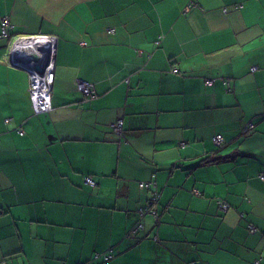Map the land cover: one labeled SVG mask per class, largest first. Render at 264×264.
Returning <instances> with one entry per match:
<instances>
[{
	"label": "crops",
	"instance_id": "crops-1",
	"mask_svg": "<svg viewBox=\"0 0 264 264\" xmlns=\"http://www.w3.org/2000/svg\"><path fill=\"white\" fill-rule=\"evenodd\" d=\"M4 17L57 45L36 115L0 39V262L264 264V0H0ZM154 190L158 224L139 213Z\"/></svg>",
	"mask_w": 264,
	"mask_h": 264
},
{
	"label": "built area",
	"instance_id": "built-area-1",
	"mask_svg": "<svg viewBox=\"0 0 264 264\" xmlns=\"http://www.w3.org/2000/svg\"><path fill=\"white\" fill-rule=\"evenodd\" d=\"M195 4L192 2L190 6ZM241 7V5L239 6ZM224 12H228V9L225 8ZM13 26L9 21V18L4 17L1 20V31L0 39L8 40V61L13 63L16 66L22 67L29 74V96L32 105L34 114L39 115L43 113L50 112L53 109L52 106V91L55 77V55H56V45L57 38L52 35L46 34H36V35H12ZM26 41H41L47 43L46 47H43L41 50L36 51L31 54L30 58L23 56L25 50L21 48L20 43ZM258 67H253L252 71H256ZM174 72H177V69H174ZM223 83L227 86V91L230 92L232 89L229 86V81L225 78H221ZM216 79H208L206 84L212 86L215 84ZM77 88L82 92L87 100H92L98 97V94L94 88V85L90 82L78 80ZM8 120V119H7ZM123 121L119 120L118 122L112 125L113 131L121 135L122 134ZM253 128V124L247 126V130ZM19 132L24 134L23 129L20 128ZM224 138L221 134H218L214 137V142L216 145H222ZM264 179V173L260 175ZM87 184L95 186L96 182L91 176L85 178ZM151 182H141L140 186L142 188L150 189ZM160 198V193L157 190L153 191L152 199L149 202V205L145 208L140 209V215L145 216L150 214L151 216H157L156 204ZM220 207L223 211H226L229 208V205L225 202L220 203ZM143 224H139L141 228ZM250 231L254 233L256 228L253 225H249ZM135 231V230H134ZM114 256V250L111 248L104 253H96L93 260L82 263V264H109V260ZM2 264H8L3 262ZM66 264V263H63Z\"/></svg>",
	"mask_w": 264,
	"mask_h": 264
},
{
	"label": "trees",
	"instance_id": "trees-1",
	"mask_svg": "<svg viewBox=\"0 0 264 264\" xmlns=\"http://www.w3.org/2000/svg\"><path fill=\"white\" fill-rule=\"evenodd\" d=\"M195 3V2H194ZM190 6V5H189ZM240 5H236L235 6V8H237V9H239V8H241V7H239ZM12 35H20V34H18V33H15L14 32V28L12 29ZM8 41V40H7ZM174 69H177V72H174ZM172 71L174 72V73H178L179 72V69H178V67H176V66H173V69H172ZM226 79V78H225ZM217 80V79H216ZM220 81H222L221 80V78H220ZM223 82V81H222ZM224 84V83H223ZM225 85V84H224ZM226 91H227V88H226ZM232 91V90H231ZM230 91V92H231ZM228 92V91H227ZM119 121V120H118ZM117 121V122H118ZM116 123V122H115ZM249 124H252V123H249ZM248 124V125H249ZM113 125V124H112ZM254 127V126H253ZM113 129V128H112ZM253 129V128H252ZM251 130V129H250ZM215 137V136H214ZM213 141H214V138H213ZM215 143V142H214ZM216 144V143H215ZM222 145H223V143H222ZM222 145H217V146H222ZM221 203V202H220ZM156 213H157V216H152L153 217V219H154V221H155V223H159V220H160V214H159V211H158V209H156ZM140 213V212H139ZM139 224H143L141 221H138L133 227H132V229L128 232V237L129 236H133V235H136V234H138L141 230H143L144 229V224H143V226L141 227V228H139L138 229V227H139ZM135 230V231H134ZM257 230H255L254 232H256ZM157 239V238H156ZM113 250H114V256H115V254H116V251H115V249L113 248V247H111ZM111 248H108L106 251H108V250H110ZM105 252V251H104ZM104 252H102V253H104ZM96 254V253H95ZM95 254H94V256H93V258H92V260L94 259V257H95ZM114 256L111 258V259H113L114 258ZM110 259V260H111ZM109 260V261H110ZM91 261V260H90ZM3 262H7L8 263V261H6V260H3V261H1L0 262V264H2ZM89 262V261H88ZM83 263H86V262H83ZM257 263H259V262H257ZM9 264V263H8ZM79 264H82V263H79Z\"/></svg>",
	"mask_w": 264,
	"mask_h": 264
},
{
	"label": "bare ground",
	"instance_id": "bare-ground-1",
	"mask_svg": "<svg viewBox=\"0 0 264 264\" xmlns=\"http://www.w3.org/2000/svg\"><path fill=\"white\" fill-rule=\"evenodd\" d=\"M45 45H47V43H43L41 41H37V43L34 41H26L20 43L21 48L25 50L23 56L27 58H30L31 54L35 53L36 51H39L43 47H46Z\"/></svg>",
	"mask_w": 264,
	"mask_h": 264
},
{
	"label": "water",
	"instance_id": "water-1",
	"mask_svg": "<svg viewBox=\"0 0 264 264\" xmlns=\"http://www.w3.org/2000/svg\"><path fill=\"white\" fill-rule=\"evenodd\" d=\"M9 47V46H8ZM16 66V65H15ZM17 67H19V66H17Z\"/></svg>",
	"mask_w": 264,
	"mask_h": 264
},
{
	"label": "rangeland",
	"instance_id": "rangeland-1",
	"mask_svg": "<svg viewBox=\"0 0 264 264\" xmlns=\"http://www.w3.org/2000/svg\"><path fill=\"white\" fill-rule=\"evenodd\" d=\"M8 46V45H7Z\"/></svg>",
	"mask_w": 264,
	"mask_h": 264
}]
</instances>
